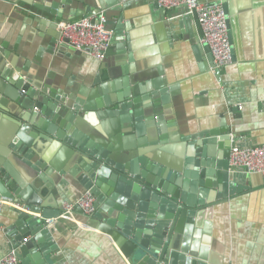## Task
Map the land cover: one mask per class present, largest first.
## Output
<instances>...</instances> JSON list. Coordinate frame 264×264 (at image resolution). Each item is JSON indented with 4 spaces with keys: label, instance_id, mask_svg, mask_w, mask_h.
Wrapping results in <instances>:
<instances>
[{
    "label": "crops",
    "instance_id": "obj_1",
    "mask_svg": "<svg viewBox=\"0 0 264 264\" xmlns=\"http://www.w3.org/2000/svg\"><path fill=\"white\" fill-rule=\"evenodd\" d=\"M59 1L0 0V43L19 46L8 58L2 53L4 48L0 50V75L31 65L35 82L46 88L47 95L58 92L60 97L47 101L52 107L51 117L75 112L77 123L67 122L66 128L76 133L79 143L98 146L122 164L136 162L143 171L151 166L146 172L151 178L159 177L162 171L164 185L176 188L190 181L172 166L180 161L182 167L191 154L188 138L192 133L224 126L232 129L233 144H264V0H200L221 3L229 16L233 61L220 68L219 74L212 71L211 53L199 41L198 20L192 14L184 15L183 6L162 11L165 8L158 7L156 0ZM107 1L115 2L116 7L108 6ZM36 5L54 6L71 20L103 11L115 36L104 59L74 53L71 48L64 53L60 48L63 38L49 46L59 33L53 20L60 19ZM187 16L190 19L181 20ZM89 98L93 103L97 99L111 101L114 108L118 105L115 102L125 98L132 102L127 110L130 114L123 122L115 118L106 123L95 110L77 111L65 104ZM8 102L11 109L0 101V169L4 166L24 186L35 183L43 193V209L58 212L63 201H76L82 194L78 177L82 172L80 159L85 156L75 146L56 157L60 144L47 143L40 134L37 140L43 145V158L65 170L52 175L33 171L13 155L9 143L18 140L15 133L22 125L36 132L37 119L48 117L43 109H24ZM230 174L245 188L232 198L199 210L193 234L201 248H206L208 264H264V177L231 169ZM5 177L0 170V182ZM112 182L109 178L99 188L101 200L94 213L75 212L73 220L62 218L47 227L48 241L34 249L40 263L135 264L102 226L111 221L116 230L129 222L133 230L142 220L135 234L146 240L147 219L129 215L128 209L109 196L115 192ZM144 207L151 208L149 200ZM16 217L11 206H5L0 214V259L11 249L9 229ZM180 226L177 237L182 242L187 234L190 236L193 224L184 218ZM17 252L22 260L20 249ZM36 262L33 259L31 264Z\"/></svg>",
    "mask_w": 264,
    "mask_h": 264
},
{
    "label": "water",
    "instance_id": "obj_2",
    "mask_svg": "<svg viewBox=\"0 0 264 264\" xmlns=\"http://www.w3.org/2000/svg\"><path fill=\"white\" fill-rule=\"evenodd\" d=\"M59 2L65 4L69 0H60ZM106 4L116 7L115 2L107 1ZM36 7L50 13L53 17L57 16L60 20H71L63 12L55 11L54 6L48 8L36 5ZM165 10L162 9V11ZM192 16L197 19L195 13ZM51 19L53 20V18ZM188 19H190V16L181 20ZM53 22L56 23L57 27L59 21L53 20ZM198 25L200 26L199 22ZM107 27L113 30L109 27L108 20ZM200 33H202V30ZM60 38L61 34L59 32L57 38H54L49 43V46L54 47ZM62 42L60 48L64 53L68 52V48H71L74 53L81 54H89L91 51L89 47L80 51L76 50L68 39H63ZM0 45V50L2 47L4 48L2 53L7 58L10 57L11 52L16 53L19 49L18 44L8 46L5 43H0ZM204 46L211 53L209 45L205 44ZM211 59L213 67L214 58L212 53ZM30 68L31 65L28 64L22 68L17 66V70L15 69L12 72L7 70L0 75V101L2 104L11 109V103L8 102L10 100V102L24 109L36 107L43 109L46 117H48V120L37 119L36 126L39 131L30 132L25 125H22L16 131L15 136H17L18 140L14 142L12 139L9 143L13 155L20 158L22 162L32 168L33 171L38 172V174L39 172H44L52 175L54 172L62 173L65 169L61 165L59 166V163L55 161L47 162L43 158V145L40 146V141L37 140V137L43 134L45 142L52 143L56 147L60 144L56 157L62 151L65 152L75 146L79 147L81 155L87 159L85 157L80 159L82 172L78 179L82 186V194L77 199L81 198L88 190H91L97 197L98 201L95 204L97 206L101 200L99 188L103 182L108 181L110 178L115 182H112L115 192L112 191L109 196L112 199H117L124 208L128 209L130 214L127 213L129 215H136L138 218L145 216L147 219L146 227L149 231L144 232L146 240L139 239L135 234L136 231L139 233L138 230L141 227L142 220L139 223H135L133 230L129 222H124L122 227L118 225L116 230L112 228L111 221H108L109 224L106 223L107 226H102L113 237L121 252L130 258L132 263L208 264L207 250L206 248H201V242L199 243L198 237L193 234L197 213L199 210L232 198L245 188L242 184H238L231 179L229 159L235 138L231 136L233 133L232 129L224 126H213L192 133L188 138V141L192 144L191 154H189L182 167L180 161H176L172 166L175 172H183L185 178H189V184L186 180L183 185L181 184L180 188L168 187L164 185V180L161 178V176L164 177L165 175L162 171L159 172V177L151 178L146 173L152 169L151 166H145L147 167L146 171H143L139 169L136 162H125L122 164L115 161L105 150L98 146L85 142L79 143L77 138L74 137L76 133H71L70 128H66L67 122H76L75 112L70 114L59 112L58 117H51L52 107L51 105L47 106V101L49 97L60 99L58 92L56 94L51 92L47 95L46 88L40 87L39 83L35 82L37 78ZM216 74H219V72L217 71ZM59 94L65 96L62 92H59ZM127 95L128 92L125 91V98ZM125 98L115 102L118 104L115 108L113 107L114 103H111V101L97 99L93 103L90 98L86 102L77 99L75 103L65 104L68 109L69 107L75 108L77 111L80 109L83 111L95 110L98 117L106 123H111V120L113 122L115 118L121 119L120 121L123 122L128 118L129 112L127 110L132 106V102L126 101ZM22 119L26 120V118ZM166 165H169V163ZM0 170L7 176L4 182H0V198L2 196H10L12 191L16 200L25 203L29 208V211L14 208L17 212V217L9 229L11 232L10 236L13 239L11 248L20 249L22 264H31L33 259L37 261L36 264H42L34 249L48 241L50 237L49 230L46 227V219L58 216L61 210L52 212L48 209H43V193L38 190L35 183L31 181L27 186H24L15 176L12 178V173L10 172L11 174H9V171L4 166ZM174 174H171L172 178ZM179 176L181 178L180 174ZM42 177L44 178L43 175ZM11 179H14V181L11 182ZM52 191L55 192V189ZM146 200H149L151 204L149 210L144 207ZM172 211L174 212L172 213ZM75 212L83 213L79 206L75 207ZM34 215H40L41 217L36 218ZM184 218L188 223L193 224V228L191 231L189 230L190 236L187 234L188 237L180 242L177 232L180 231V225Z\"/></svg>",
    "mask_w": 264,
    "mask_h": 264
},
{
    "label": "built area",
    "instance_id": "obj_3",
    "mask_svg": "<svg viewBox=\"0 0 264 264\" xmlns=\"http://www.w3.org/2000/svg\"><path fill=\"white\" fill-rule=\"evenodd\" d=\"M121 1L126 2L128 0ZM156 4L165 9L183 6L184 15L196 14L202 30L199 41L209 45L211 49L214 58V66L212 67L214 73L232 63L233 45L230 39L229 16L221 3H207L200 0H156ZM57 28L61 38L68 39L76 50L80 51L89 47L91 48L89 54L98 60L104 59L114 37L113 30L107 27V17L103 11L74 20H60ZM229 163L230 169L233 171L255 173L264 177V144H233ZM96 201V196L91 190H88L76 201H63L60 214L56 217L47 218L46 227L53 225L62 218L73 220L76 214V206L80 207L83 214L91 215L96 210ZM5 206L24 211L29 210L13 195L0 198V214ZM0 264H22L17 249L11 248L0 259Z\"/></svg>",
    "mask_w": 264,
    "mask_h": 264
}]
</instances>
